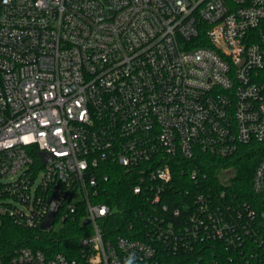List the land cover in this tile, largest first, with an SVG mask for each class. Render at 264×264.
<instances>
[{"label":"built area","instance_id":"2783aa9c","mask_svg":"<svg viewBox=\"0 0 264 264\" xmlns=\"http://www.w3.org/2000/svg\"><path fill=\"white\" fill-rule=\"evenodd\" d=\"M109 3L0 0V230L40 228L53 202L52 229L83 226L75 257L22 247L0 264H264V156L252 202L201 166L264 144V0ZM109 163L154 208L145 239L105 228ZM173 167L186 188L170 209Z\"/></svg>","mask_w":264,"mask_h":264},{"label":"trees","instance_id":"16d2710c","mask_svg":"<svg viewBox=\"0 0 264 264\" xmlns=\"http://www.w3.org/2000/svg\"><path fill=\"white\" fill-rule=\"evenodd\" d=\"M202 168L208 173L209 181L219 192H225L226 199L237 201H253L255 194L252 189L254 171L264 156V144L253 142L242 145L229 157H218L203 154ZM108 180L104 181L103 194L98 199L115 209V213L105 224L107 232L116 237L123 235L131 238L145 239L143 224L139 222L141 211L154 210L151 202L142 194H135L136 172L127 171L119 164L109 163L105 167ZM179 177V168L173 167L171 188H168L174 200L163 199L170 209L180 205L184 196V187ZM192 186L191 183H187ZM132 225V228H131ZM83 226L76 221L67 220L59 229L50 231L40 228H26L17 225L10 218H4L0 230V254L8 260L15 250L22 247L41 249L48 256L57 252H65L69 256L78 255V243ZM188 255L179 254L167 258V264H189Z\"/></svg>","mask_w":264,"mask_h":264},{"label":"water","instance_id":"95a60500","mask_svg":"<svg viewBox=\"0 0 264 264\" xmlns=\"http://www.w3.org/2000/svg\"><path fill=\"white\" fill-rule=\"evenodd\" d=\"M104 2L108 6L109 10H112V7L109 3V0H104ZM41 155L43 156V159L45 162L52 159V156L49 153L42 152ZM54 209H55V202H53V204H52V208H51V211L49 213L48 218L40 226L41 230H47L48 231V230L52 229V225L55 221V210ZM85 224H88V221H86Z\"/></svg>","mask_w":264,"mask_h":264},{"label":"rangeland","instance_id":"374dc122","mask_svg":"<svg viewBox=\"0 0 264 264\" xmlns=\"http://www.w3.org/2000/svg\"><path fill=\"white\" fill-rule=\"evenodd\" d=\"M61 227V225L59 224V225H57V228L59 229Z\"/></svg>","mask_w":264,"mask_h":264}]
</instances>
